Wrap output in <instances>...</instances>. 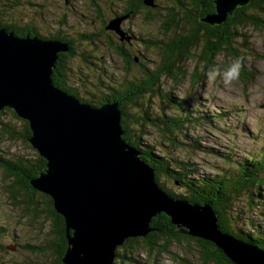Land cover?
Listing matches in <instances>:
<instances>
[{
  "label": "rangeland",
  "instance_id": "1",
  "mask_svg": "<svg viewBox=\"0 0 264 264\" xmlns=\"http://www.w3.org/2000/svg\"><path fill=\"white\" fill-rule=\"evenodd\" d=\"M127 1L0 0L1 24H14L19 32L20 28L27 29L28 32L34 31L44 40H56L49 37L60 34L75 47L74 56L66 64L67 72L73 79L88 77L92 83H96L95 79H98L102 87L109 84L116 88L121 83L132 82L133 75L137 77V81L146 78L142 72L145 69L137 63L154 70V66L162 60V50L148 48L143 45L142 40L157 41L162 48L172 50L182 43V39L178 41L180 34L191 32L180 7L178 10L174 9L177 12L175 20L178 26L168 31L163 29V22L170 15L166 14L167 8L162 7L178 0H155V7L160 5L156 13L158 18L150 21L143 19L145 10L133 17L128 12L124 13ZM179 2L187 4V0ZM261 18L264 20V14ZM114 19H121V31L131 36L128 42L121 41L117 33L106 29ZM103 21L106 26L102 30ZM224 31L226 29L222 30L223 34L217 32L207 42L220 41L218 37L222 36V41L226 44L232 38L234 53L238 54L241 62L238 79L226 81L223 78L224 68L235 59L232 52L227 54L216 51L212 63L207 65L208 56L203 54L206 40L203 38L198 39L193 47H188L184 55L189 53V58L178 64L186 74L184 77H179L175 82L166 74L160 77L157 90L162 98L157 94L156 97L144 95L139 98L138 104H142V110L149 107L148 113L163 111L166 116H177L173 107L184 99L183 106L189 110L190 118L194 119L181 131L171 135L173 145H170V140L163 131L160 132L149 124L141 127L139 133L141 123L133 122V117L140 116L141 110L128 106L126 108L132 117L128 130L136 138L139 148L143 150V145H148L154 148L152 152L157 156L169 155L179 161L191 163L195 166L194 171L204 177H215L228 171V158L232 162H238L252 155L256 156L264 149V29L253 24H240L231 38L225 36ZM109 41L120 46L133 58L129 72H126L125 58L109 46ZM191 73L194 74L195 84L189 77ZM73 85L75 83L71 82L70 86ZM90 88L92 94L85 95L81 89L79 96L86 99L90 97L92 100L95 96H101L103 91L100 87ZM166 97L173 102H167ZM19 118L16 119L6 107L0 108V157L11 162L20 158L33 160L37 154L27 141L11 137L12 133L20 134L24 131L22 118ZM194 142H198V149ZM10 181L11 178L0 167V246L3 247V250L0 249V264H55L57 257L49 247L52 239L49 232L53 229L56 233L51 217L39 215L32 207L23 204L24 207L20 204L13 205L9 193ZM160 182L174 195L187 196L185 187L180 184L164 177ZM37 193L43 195L39 191ZM29 200L31 198L27 196V201ZM247 200L241 197L235 201L226 217L230 219L234 232H264V185L258 189L256 198H253L255 203H250L248 197ZM33 201L45 209L43 200L35 197ZM182 228L178 226L176 229ZM155 242L158 245L150 253L140 240L134 249L126 247L127 250L124 251V248H119L117 253L120 256L125 255L132 260H122L120 264H202L193 240L181 239L179 242L166 243L161 239ZM13 245L16 246L15 251L8 249ZM22 245L33 246L34 249L19 248ZM163 248L165 252L162 253L160 250ZM113 261L119 264L117 257Z\"/></svg>",
  "mask_w": 264,
  "mask_h": 264
},
{
  "label": "water",
  "instance_id": "2",
  "mask_svg": "<svg viewBox=\"0 0 264 264\" xmlns=\"http://www.w3.org/2000/svg\"><path fill=\"white\" fill-rule=\"evenodd\" d=\"M250 1L212 0L214 12L198 21L220 26ZM119 21L111 20L106 29L128 42L131 36ZM68 51L66 42L18 37L0 28V108L13 109L28 123L27 142L46 161L29 184L51 199L64 221L61 262L114 264L116 250L153 232L151 220L162 213L183 227L178 234L211 242L232 264H264V249L222 233L209 204L174 198L157 184L154 169L121 137L118 102L94 108L53 85L58 54Z\"/></svg>",
  "mask_w": 264,
  "mask_h": 264
},
{
  "label": "trees",
  "instance_id": "3",
  "mask_svg": "<svg viewBox=\"0 0 264 264\" xmlns=\"http://www.w3.org/2000/svg\"><path fill=\"white\" fill-rule=\"evenodd\" d=\"M179 1L180 0L175 3H171L169 6L162 7L164 9L167 8L166 14L170 15L169 19L164 20L163 29L164 31H168L169 29L176 28L178 26L177 21L175 20L177 12H175L174 9L176 8L178 10V7H180L184 12L185 22L190 25L189 30L191 32L184 35L180 34L178 41L182 39V43L178 47L175 46L172 50H166L162 48L161 46H159L157 41H152L149 39L141 41L143 45H146V47L148 48L162 50V60H160V62L154 66V70L146 69V67H144L140 63H137V65L145 69H141L143 74H145L146 76L144 80L137 81V77L133 75L132 82L121 83L115 88L113 86H110L109 84L106 87H102L100 84L101 82H99L98 79H95L96 83H92V81L88 77H85L84 79H73L72 75L67 72L68 68L66 64L68 62L67 60L72 59V57L74 56L75 47L66 39H63L60 34H58V36L56 37L50 36L49 39L68 42L69 51L67 53L58 54V59L56 61L55 67L52 69V83L58 89H61L62 91L75 96L81 102L86 103L92 107L98 108L106 103L118 102L122 115L121 126L124 131L121 137L128 144L136 147L140 151L143 160L154 169L155 180L158 185L172 197L183 198L190 202L198 203L201 205L209 204L217 215L218 226L222 233H227L229 235L238 237L240 239H243L241 240L243 242L248 241L264 249V232H246L245 234L234 232L230 219L226 217V214L230 213L233 209V204L235 203V201H237L241 197H244L246 201H248V197L250 203H255L254 201H252L253 198H256L258 189L264 185V149L260 150L258 154H256V156L252 155L238 162H232L231 159L228 158L230 160V167L228 168V171L226 170L225 172L218 174L215 177H204L198 175L194 171L195 166L191 163L179 161L178 159L171 158L169 155L157 156L152 152L154 148L148 145H143L145 147L142 150L141 148H139L140 145L138 144V142H136V138H133L129 133L128 125L131 123L132 117H130V115L126 111L127 106L141 110L140 113L142 114H140V116L137 115L136 117H133V122L141 123L138 130L139 133L141 132V127H145L146 124H149L151 127L156 128L158 131H163L170 140V145H173L174 139L171 140V135L176 131H181L186 125L191 123L190 121L194 119L190 118L191 114L189 110H186L184 108V99H181L179 102L175 103V107H173L175 110L174 114L177 116H166L163 111H158L156 114L154 112L148 113L149 107H145L142 110V104H138L139 98L144 95H148V97H156V94L159 95L160 98H162V95L159 94L157 88L159 87V79L163 76V74H166L168 77H170L173 82L177 81L179 77H184L186 74L180 70L178 64L183 59L189 58V53H187L186 55L184 54L186 53V50L189 46L193 47L194 44L198 43V39L205 38L206 40V43L204 42L203 46V54L208 56L206 59L207 65H210L216 51L226 52L227 54L232 52L234 57L238 58V54L234 53L235 49L231 44V41H233L231 37L236 34L234 30L238 28V25L247 23L264 29V20L261 18V16L264 14V0H252L248 6L244 8H238L235 14L232 17H229L224 24L213 27L207 24L200 23L197 20L200 16L211 14L214 12V5L212 4V0H187V4L180 3ZM159 7L160 5L156 6L155 8H148L142 4L141 0H128L125 3V9L123 12H128L130 13L131 17H133L139 11L145 10L146 13L143 19L146 21H150L158 18L156 13H158ZM103 26H106V22L104 21L102 22V30ZM0 28H5L7 31L13 32L18 37L38 36L37 38L44 40L43 37L37 35V33L34 31L28 32L26 31L27 29L23 28H20V32L17 31L14 24L3 25L0 23ZM223 29H226V31H224L225 36L231 38L229 39V42L225 44L224 41H222V36L218 37L221 42H207L217 32L222 33ZM108 44L111 48L113 47L117 52H119L120 55L125 58L127 65L126 72H129V65L131 62H133V58L130 57V55L120 46L113 45L111 41H109ZM167 48L170 49V47L168 46ZM166 59L167 61L165 62ZM189 77L195 84L194 74L191 73ZM71 82L75 83V86L73 85L71 87ZM92 86H94L95 88H101V90L103 91L102 93H100L101 96H95L93 100L90 97L86 99L85 97L81 98L79 96V90L81 89L84 91L85 95L91 93L89 90H91L90 87ZM165 100H167V102L172 101L167 97L165 98ZM6 109L9 110L16 119H18L15 112H13L8 107H6ZM22 121L24 127L23 133H12L11 137H13V139L18 137L27 141L31 133L28 123L24 120ZM194 146L196 149H198V142H194ZM45 165L46 161L38 154H35L33 160H23L22 158H20L12 162L4 160L0 157V167L4 170L6 175L11 178L9 193L12 204H23L24 206L26 205L28 207H32L36 212L38 204L33 201V199L35 197L39 199H41V197L44 198L46 200L47 210L49 211V216L52 219L55 231L58 234V237H61L64 240L65 251L66 240L63 234L65 232L63 231V219L54 211L51 199L46 195H40L39 193H37L36 190L32 189L29 184L30 179L38 176L40 172L44 171ZM162 177L166 178L167 180H172L174 183L177 182L181 186L185 187L187 196L174 195L173 193L168 191L160 182V179ZM27 196H29L31 200L27 201ZM28 207L27 209H29ZM150 226L154 230L145 238L128 239L119 248H124V251L127 250L126 247L129 250L134 249L136 248V246H138L140 240L145 247V250L150 253L158 245L155 241L159 242L161 239H163L166 243H168L169 241L179 242L181 239H188L195 242L197 253L202 264H232L211 242L178 234L176 227L170 223L169 217L162 213L151 220ZM59 231L60 236L58 233ZM1 232L2 228H0V234ZM20 247L23 249H34L33 246L29 245H22ZM0 249L3 250V247L0 246ZM118 249L116 250V257L119 259V264L122 260H127L128 262L132 261L128 258V256H120L117 253ZM160 252H165V249L163 248L162 250H160ZM62 256L63 253L59 254L57 261L58 264H61ZM114 264L117 263H115L114 261Z\"/></svg>",
  "mask_w": 264,
  "mask_h": 264
},
{
  "label": "flooded vegetation",
  "instance_id": "4",
  "mask_svg": "<svg viewBox=\"0 0 264 264\" xmlns=\"http://www.w3.org/2000/svg\"><path fill=\"white\" fill-rule=\"evenodd\" d=\"M1 19H2V17H1V14H0V23H1ZM41 200H43L44 203H45L44 204L45 209L40 208V206H38V209H37V212L38 213L37 214L43 215V216H48L49 215V212L47 211V203H46V200L44 198H42V197H41ZM41 213H44V214H41ZM49 233H50V236L52 238L50 240V242H49V247H51L50 248L51 249V253L55 254L56 257H57L56 260H55V264H58L57 261H58L59 254L64 253V240H63V238L58 237V234L57 233H54L53 232V229H51ZM58 233H59V236H60V231ZM14 247L16 249V246L15 245H14ZM19 248H21V247H19Z\"/></svg>",
  "mask_w": 264,
  "mask_h": 264
},
{
  "label": "clouds",
  "instance_id": "5",
  "mask_svg": "<svg viewBox=\"0 0 264 264\" xmlns=\"http://www.w3.org/2000/svg\"><path fill=\"white\" fill-rule=\"evenodd\" d=\"M219 72V69L216 70ZM241 71V62L239 58H235L223 70V78L226 81H233L239 78Z\"/></svg>",
  "mask_w": 264,
  "mask_h": 264
},
{
  "label": "bare ground",
  "instance_id": "6",
  "mask_svg": "<svg viewBox=\"0 0 264 264\" xmlns=\"http://www.w3.org/2000/svg\"><path fill=\"white\" fill-rule=\"evenodd\" d=\"M78 99V98H77ZM79 100V99H78ZM79 102H81L80 100H79ZM81 103H83V102H81ZM90 106V105H89ZM101 107V106H100ZM99 107V108H100ZM9 108V107H8ZM94 108H96V107H94ZM11 109V108H10ZM13 112H14V110L13 109H11ZM258 143V142H257ZM161 219V218H160Z\"/></svg>",
  "mask_w": 264,
  "mask_h": 264
}]
</instances>
